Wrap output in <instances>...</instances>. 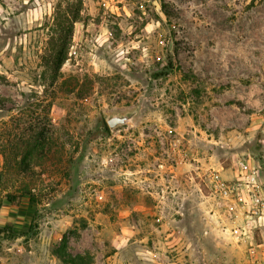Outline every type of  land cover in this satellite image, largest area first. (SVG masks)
<instances>
[{
  "label": "rangeland",
  "instance_id": "374dc122",
  "mask_svg": "<svg viewBox=\"0 0 264 264\" xmlns=\"http://www.w3.org/2000/svg\"><path fill=\"white\" fill-rule=\"evenodd\" d=\"M240 160L264 186V0H0V264H264L210 189Z\"/></svg>",
  "mask_w": 264,
  "mask_h": 264
},
{
  "label": "built area",
  "instance_id": "2783aa9c",
  "mask_svg": "<svg viewBox=\"0 0 264 264\" xmlns=\"http://www.w3.org/2000/svg\"><path fill=\"white\" fill-rule=\"evenodd\" d=\"M236 167L232 179L224 178L221 170L210 172V189L214 197L224 202L230 218L241 217V223L230 234L238 243L253 244L255 233L264 228V186L260 182L262 167L247 160L238 161ZM252 255L255 256V251Z\"/></svg>",
  "mask_w": 264,
  "mask_h": 264
},
{
  "label": "trees",
  "instance_id": "16d2710c",
  "mask_svg": "<svg viewBox=\"0 0 264 264\" xmlns=\"http://www.w3.org/2000/svg\"><path fill=\"white\" fill-rule=\"evenodd\" d=\"M61 48V47H60ZM66 59V51L60 49L55 53L54 60L56 61V73L54 75V80L57 77L61 66L63 65ZM175 70L173 65L172 58L169 59V62L163 69L155 75L157 79L163 78L171 74ZM53 136L52 133H48L46 128H43L31 136L30 144L28 145L26 152L20 160V165L24 171L33 170L34 166L40 165L42 161L53 148ZM25 196L30 197L31 202H35L34 198L31 197L30 193H26ZM9 202L13 200L8 198ZM24 236L25 234H17V236ZM68 235H64L61 245L55 249V254L65 263V264H93V259L90 254L86 255H72L67 250L68 245Z\"/></svg>",
  "mask_w": 264,
  "mask_h": 264
},
{
  "label": "water",
  "instance_id": "95a60500",
  "mask_svg": "<svg viewBox=\"0 0 264 264\" xmlns=\"http://www.w3.org/2000/svg\"><path fill=\"white\" fill-rule=\"evenodd\" d=\"M140 113V107L126 112H116L106 117V123L111 132H115L118 128L132 124Z\"/></svg>",
  "mask_w": 264,
  "mask_h": 264
},
{
  "label": "crops",
  "instance_id": "0c3cea01",
  "mask_svg": "<svg viewBox=\"0 0 264 264\" xmlns=\"http://www.w3.org/2000/svg\"><path fill=\"white\" fill-rule=\"evenodd\" d=\"M261 231L264 232V228H262ZM242 244H244V243H242Z\"/></svg>",
  "mask_w": 264,
  "mask_h": 264
}]
</instances>
